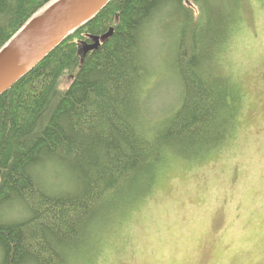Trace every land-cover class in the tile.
Returning <instances> with one entry per match:
<instances>
[{"label": "trees", "instance_id": "trees-1", "mask_svg": "<svg viewBox=\"0 0 264 264\" xmlns=\"http://www.w3.org/2000/svg\"><path fill=\"white\" fill-rule=\"evenodd\" d=\"M54 1L0 0V50ZM243 1L111 0L0 94V264L94 256L105 226L151 196L175 154L205 160L227 142L242 96L220 70ZM156 33L181 96L154 118Z\"/></svg>", "mask_w": 264, "mask_h": 264}, {"label": "rangeland", "instance_id": "rangeland-1", "mask_svg": "<svg viewBox=\"0 0 264 264\" xmlns=\"http://www.w3.org/2000/svg\"><path fill=\"white\" fill-rule=\"evenodd\" d=\"M237 29L220 70L242 96L233 135L205 160L175 154L151 196L105 226L99 252L62 264H264V0L243 1ZM169 51L156 33L145 94L154 118L181 96Z\"/></svg>", "mask_w": 264, "mask_h": 264}, {"label": "water", "instance_id": "water-1", "mask_svg": "<svg viewBox=\"0 0 264 264\" xmlns=\"http://www.w3.org/2000/svg\"><path fill=\"white\" fill-rule=\"evenodd\" d=\"M111 0H56L37 14L0 50V94L32 70L79 25ZM108 35V34H106ZM101 36L84 42V56L101 45Z\"/></svg>", "mask_w": 264, "mask_h": 264}, {"label": "flooded vegetation", "instance_id": "flooded-vegetation-1", "mask_svg": "<svg viewBox=\"0 0 264 264\" xmlns=\"http://www.w3.org/2000/svg\"><path fill=\"white\" fill-rule=\"evenodd\" d=\"M92 41V40H91Z\"/></svg>", "mask_w": 264, "mask_h": 264}]
</instances>
